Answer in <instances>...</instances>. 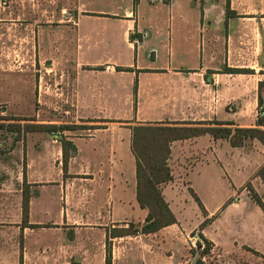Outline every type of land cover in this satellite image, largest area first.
<instances>
[{
	"label": "crops",
	"instance_id": "obj_1",
	"mask_svg": "<svg viewBox=\"0 0 264 264\" xmlns=\"http://www.w3.org/2000/svg\"><path fill=\"white\" fill-rule=\"evenodd\" d=\"M12 9L1 0L0 45L10 40L27 42L24 30H32L35 50L44 47L48 51L39 60L48 63L44 70L55 72L57 64L65 61L72 71L66 76V110L82 117L72 123L87 132L63 130V136L76 148L68 157L67 180L58 185L63 195L67 200L81 197L83 220L112 223L103 238L113 240L115 249L134 256L138 264H186L175 260L185 247L184 232L178 225L164 229L180 219L166 199L167 183L172 179L162 185V192L175 223L155 232L110 236L112 227H126L115 223H143L148 213L137 200L132 126L213 120L255 126L257 114L252 121L242 120L227 106L235 91L233 79L244 75L254 80L251 102L257 109L258 81L264 79V0H76L73 15L63 6L59 10L63 17L55 19L42 18L48 9L52 14L53 7L35 6L33 19L23 18L20 24L24 26L17 32L11 30L14 22L10 21L20 18H9ZM23 10L18 7L17 13ZM227 68L242 71L229 72ZM7 70L0 67V105L9 95ZM42 79L40 75L30 83L26 76L22 83L26 89L13 92L23 95L21 102L31 99L35 116L47 104ZM218 81L223 83L221 90ZM58 104L50 101L53 108ZM36 122L46 124L48 120L39 118ZM57 122L52 119L49 124ZM62 134L40 135L41 147L50 152L54 149L59 167ZM202 138L213 142L207 169L215 171L222 185H205L201 194L192 181L187 194L182 195L191 207L201 209L196 213L200 229L196 240L202 234L210 242L209 251L214 254L211 264H264V210L251 196L250 188L263 203L264 193L254 185L228 184L226 175L230 173L233 180L242 177L232 171L227 160L242 146L205 133L174 140L170 152L176 146L177 157L183 158ZM250 142L259 143L264 150L258 140L246 144ZM218 157L223 159L220 163ZM263 163L264 157L256 166L246 163L242 168L256 172ZM259 190L264 192V185H259ZM205 219L209 222L200 228ZM89 244L86 241L85 247Z\"/></svg>",
	"mask_w": 264,
	"mask_h": 264
},
{
	"label": "rangeland",
	"instance_id": "obj_2",
	"mask_svg": "<svg viewBox=\"0 0 264 264\" xmlns=\"http://www.w3.org/2000/svg\"><path fill=\"white\" fill-rule=\"evenodd\" d=\"M6 3L14 8L9 18H20V21H10L14 22L13 25L11 24V30L17 32L24 26L20 24L23 18L33 19L35 6L53 7V13L50 14L48 9L42 18L53 16L55 19L63 17L59 13L63 6L68 8L69 15H73L76 0H6ZM18 7L24 8L23 12L18 14ZM54 8L57 9V13ZM24 31L27 42L10 40V43L0 45V67H8L6 73L10 75L7 101L0 105L2 111L0 113V264H105L106 241L111 247V264H131V262L138 264L134 256L115 249L113 240L103 238L104 230L112 223L83 220L81 197L67 200L58 187L61 182L67 180L68 174L62 169V165L59 167L54 149L50 152L41 147L40 135L62 134L63 130L60 127L63 125L75 127L70 129L74 134H85L87 130L80 124L73 125L72 121L82 119L77 112L66 110V76L68 72L70 74L72 72L71 68H67L69 63L59 62L55 72L45 71L43 66L48 63H40L39 60L40 56L44 59L48 51L46 52L44 47L35 50L32 45V30ZM15 37H18L17 33ZM40 67H43L42 70ZM40 75L43 78V87L47 88V104L39 115L35 116L31 99L21 102L19 97L23 95L18 96L19 94L15 95L13 92L17 89H26L22 85L26 76L31 83ZM233 81L232 86L235 91L232 102L227 107L235 113V117L252 121L258 114V108L256 109L251 102L254 80L239 75ZM222 85V82H217L219 90L222 89ZM243 89L245 92L241 93ZM51 100L59 102L58 108L50 106ZM17 107H20L21 111H18ZM15 112H24L27 115H19ZM23 116L34 117V120L10 119V117ZM39 118L48 120L46 124L52 119L57 120L54 132L45 131L43 128L37 130V127L35 130H26L27 123L36 125V119ZM212 144V140L202 138L192 144L191 150L183 158L177 157V147L174 146L167 159L172 180L167 183L169 188L166 199L171 203V208L178 212L180 219L176 224L164 229L177 228L178 225L184 232L185 247L175 260L186 264H199L198 260H201L202 264H211L214 261V254L211 251L205 255L206 261H203L196 246V231L200 230L196 222V213H200L201 209L199 206L191 207L182 196L183 193L187 194L186 189L188 185H192V181L201 194L205 185H222L215 171L211 168L207 169L211 161L209 149L212 148ZM262 149L259 143L250 142L233 150L227 160L233 167L232 171L240 172L242 177L233 180L228 175L230 173H227L228 184L254 185L260 194L264 193L259 190V185L264 184L256 172L242 168L246 163L252 166L259 164L264 157ZM222 160L218 157V163ZM23 193L29 195L26 221L22 210ZM185 197L189 198L188 195ZM125 223L115 224L128 227ZM133 223L138 225L136 222ZM128 229L132 228L129 226ZM86 241L90 243L88 248L85 247ZM126 249L130 251L129 247Z\"/></svg>",
	"mask_w": 264,
	"mask_h": 264
},
{
	"label": "trees",
	"instance_id": "obj_3",
	"mask_svg": "<svg viewBox=\"0 0 264 264\" xmlns=\"http://www.w3.org/2000/svg\"><path fill=\"white\" fill-rule=\"evenodd\" d=\"M136 1V0H135ZM229 72H241L238 68H227ZM244 71V70H243ZM247 72V71H245ZM258 114L255 126H236L233 121H186L184 124L139 123L132 126V151L136 159L137 200L142 208L148 210L143 223L128 227H112L110 236L124 234L155 232L160 228L175 223L176 218L162 192V185L172 179V173L167 159L170 145L174 140L190 138L209 133L214 138H222L235 147L243 146L248 141L256 139L264 145V79L258 81L257 91ZM15 120H34V117H10ZM35 124V123H34ZM26 130H43L54 132L55 124L27 123ZM39 128V129H38ZM72 126H61L60 129H71ZM62 146V169L66 171L68 157L76 150L75 145L63 135L60 138ZM256 175L264 184V163L257 169ZM251 196L263 208L264 203L259 195L250 188ZM195 199L199 202L198 198ZM200 203V202H199ZM23 217L26 221L29 210V195L23 193ZM209 222L205 219L200 228ZM129 226L132 228L129 230ZM108 240V238H107ZM105 264H111V247L106 241ZM197 249L202 256L208 253L210 242L201 234V240H196ZM202 264L201 260H198Z\"/></svg>",
	"mask_w": 264,
	"mask_h": 264
},
{
	"label": "built area",
	"instance_id": "obj_4",
	"mask_svg": "<svg viewBox=\"0 0 264 264\" xmlns=\"http://www.w3.org/2000/svg\"><path fill=\"white\" fill-rule=\"evenodd\" d=\"M201 258H202V259H204V257H203V256H202Z\"/></svg>",
	"mask_w": 264,
	"mask_h": 264
},
{
	"label": "water",
	"instance_id": "obj_5",
	"mask_svg": "<svg viewBox=\"0 0 264 264\" xmlns=\"http://www.w3.org/2000/svg\"><path fill=\"white\" fill-rule=\"evenodd\" d=\"M199 238V237H198ZM201 240V238H199Z\"/></svg>",
	"mask_w": 264,
	"mask_h": 264
}]
</instances>
